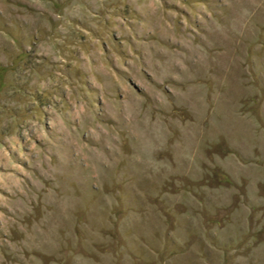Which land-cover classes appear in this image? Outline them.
I'll return each mask as SVG.
<instances>
[{
	"label": "rangeland",
	"instance_id": "obj_1",
	"mask_svg": "<svg viewBox=\"0 0 264 264\" xmlns=\"http://www.w3.org/2000/svg\"><path fill=\"white\" fill-rule=\"evenodd\" d=\"M0 264H264V0H0Z\"/></svg>",
	"mask_w": 264,
	"mask_h": 264
}]
</instances>
